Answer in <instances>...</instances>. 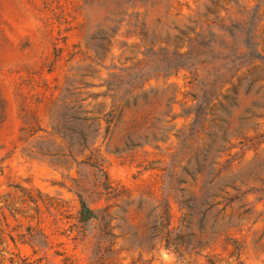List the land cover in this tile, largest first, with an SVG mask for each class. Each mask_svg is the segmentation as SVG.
Instances as JSON below:
<instances>
[{
    "label": "rangeland",
    "instance_id": "rangeland-1",
    "mask_svg": "<svg viewBox=\"0 0 264 264\" xmlns=\"http://www.w3.org/2000/svg\"><path fill=\"white\" fill-rule=\"evenodd\" d=\"M209 258L264 264V0H0V264Z\"/></svg>",
    "mask_w": 264,
    "mask_h": 264
},
{
    "label": "trees",
    "instance_id": "trees-1",
    "mask_svg": "<svg viewBox=\"0 0 264 264\" xmlns=\"http://www.w3.org/2000/svg\"><path fill=\"white\" fill-rule=\"evenodd\" d=\"M186 54L189 55L190 53L187 52ZM157 68L159 70H167V68L176 69L177 67H157ZM214 95H215V93H210L209 94V93H206V91H204L202 99L197 102L198 116L203 114L205 112L206 108L209 107L210 100H211V98ZM225 97L229 98V95L227 94V95H225ZM220 105L222 106L223 110H225L227 112L228 104L227 103H224V104L220 103ZM209 108H211V107H209ZM69 117L72 118V119L80 118V116L78 114H76V113L70 114ZM216 118L219 119V121H221V123L225 122V118L223 116H217ZM220 127H222V125H220ZM197 164L199 166H201L202 162H197ZM184 169H185V172L187 174H192L193 173V171L188 169V168H184ZM197 169H199V167ZM166 175L169 178L172 177V174H171L170 171H168L166 173ZM183 182H185L184 177H178L177 178V184H180V183H183ZM176 190L183 192L184 191V187H176ZM79 203H80V206H79V212H78V220L80 222L86 223L87 221H89L90 219L95 217L93 210L86 205V203H85V201L83 199H80ZM207 203H208V199L203 198V200L200 201L199 206H203V205H205ZM180 204L184 205V207L187 210V212H186V214L184 216L185 218H183V219H186V221H187L186 216H188L190 214V211L192 209H194L195 206H196L195 198L192 195H188L185 198H183L182 200H180ZM206 209H207V207L205 209H203L202 212H204ZM183 240H184V237L181 236L179 233H177V234H174L173 237L172 236L167 237L166 242L169 243V244H173L174 248H176L177 244L182 242ZM186 244H189V239H186ZM208 263L209 264H213V261L209 258L208 259Z\"/></svg>",
    "mask_w": 264,
    "mask_h": 264
}]
</instances>
